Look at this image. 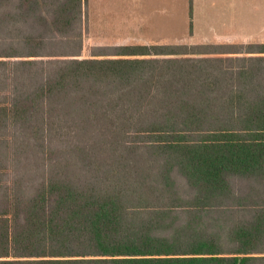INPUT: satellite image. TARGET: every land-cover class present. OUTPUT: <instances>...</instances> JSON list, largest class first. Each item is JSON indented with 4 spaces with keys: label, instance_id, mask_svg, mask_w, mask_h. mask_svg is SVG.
<instances>
[{
    "label": "trees",
    "instance_id": "trees-1",
    "mask_svg": "<svg viewBox=\"0 0 264 264\" xmlns=\"http://www.w3.org/2000/svg\"><path fill=\"white\" fill-rule=\"evenodd\" d=\"M82 11L0 0V264H264V43L82 57Z\"/></svg>",
    "mask_w": 264,
    "mask_h": 264
},
{
    "label": "rangeland",
    "instance_id": "rangeland-1",
    "mask_svg": "<svg viewBox=\"0 0 264 264\" xmlns=\"http://www.w3.org/2000/svg\"><path fill=\"white\" fill-rule=\"evenodd\" d=\"M252 4H257V1ZM88 9L87 7L86 23L83 22L82 57H90L96 48L116 45L264 43L263 6H245L244 12L235 7L232 13L220 14L216 12L222 8L212 7L214 12L203 15H194V8H189L192 20L185 15L182 8L171 7L170 12L165 10L164 13L159 8H150L147 14L139 13V21L134 24H119L121 17L118 13L123 12L118 11V8H112L115 11L111 17L106 16L109 22L102 21L104 17L99 15L96 23H92L87 15ZM147 11L144 9V12ZM159 16L166 18L164 24L152 22L153 17ZM95 17L98 16L94 15L93 18ZM147 18L150 23L144 22Z\"/></svg>",
    "mask_w": 264,
    "mask_h": 264
},
{
    "label": "crops",
    "instance_id": "crops-1",
    "mask_svg": "<svg viewBox=\"0 0 264 264\" xmlns=\"http://www.w3.org/2000/svg\"><path fill=\"white\" fill-rule=\"evenodd\" d=\"M257 1V4H252ZM245 6H258L264 7V0H82V13H83V22L86 23V8L88 7V17L90 22L96 23L97 18L103 16L102 21L109 22L110 20L106 16H112L114 14V9L118 8V11H122L123 14L118 13V16L121 17L119 24H134L139 21V13L147 14L151 8H159L163 13L165 10L170 8H182V11L185 12V15L192 20V13H190L189 8H194V15H203L206 12H214L212 7L222 8L221 11L216 13H232L235 7L240 8L239 10L245 11ZM227 8V10H223ZM144 9H147V12H144ZM212 9V10H211ZM230 9V11H228ZM233 10V11H232ZM214 14V13H212ZM94 17V15L98 17ZM244 17V15H243ZM102 19V18H101ZM164 17H153L152 22L163 24L165 23ZM168 19V18H167ZM144 22L150 23L151 21L144 20ZM192 23V22H191ZM148 27V26H147ZM132 30L133 26H131ZM149 28V27H148ZM181 34V33H180ZM181 35H175V37H180Z\"/></svg>",
    "mask_w": 264,
    "mask_h": 264
}]
</instances>
